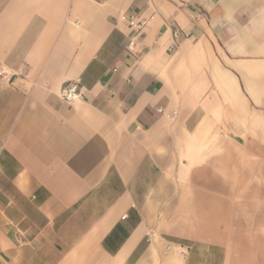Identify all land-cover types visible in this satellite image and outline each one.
<instances>
[{"label": "crops", "instance_id": "crops-1", "mask_svg": "<svg viewBox=\"0 0 264 264\" xmlns=\"http://www.w3.org/2000/svg\"><path fill=\"white\" fill-rule=\"evenodd\" d=\"M241 4L0 0V264H264V0ZM228 8L243 48L210 27Z\"/></svg>", "mask_w": 264, "mask_h": 264}, {"label": "clouds", "instance_id": "clouds-1", "mask_svg": "<svg viewBox=\"0 0 264 264\" xmlns=\"http://www.w3.org/2000/svg\"><path fill=\"white\" fill-rule=\"evenodd\" d=\"M241 8H243V0H242ZM236 12L237 9H232V8L225 9L224 15L221 17L210 16L209 24L212 29L222 27L227 31V33L229 34L228 43L230 44V46L243 48L247 43V41L241 36L240 34L241 30L236 27L237 25ZM260 16L261 19L264 20V13H261Z\"/></svg>", "mask_w": 264, "mask_h": 264}, {"label": "built area", "instance_id": "built-area-1", "mask_svg": "<svg viewBox=\"0 0 264 264\" xmlns=\"http://www.w3.org/2000/svg\"><path fill=\"white\" fill-rule=\"evenodd\" d=\"M129 23L131 26L135 27L136 29H139L142 27V25L144 24V22H134L131 18L129 19ZM178 36V31L174 30L172 31V39L175 41L176 38ZM134 42L131 40L128 42L127 48L129 50H131L133 48ZM174 45L172 44V47ZM1 74V72H0ZM80 96V85H79V80H72V81H68L67 83H65L60 91H59V97L61 100L65 101V102H72L76 99H78Z\"/></svg>", "mask_w": 264, "mask_h": 264}]
</instances>
